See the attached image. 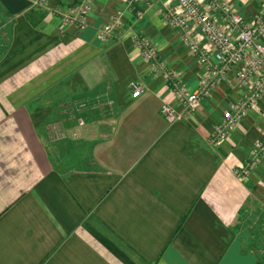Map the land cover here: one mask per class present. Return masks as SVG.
Listing matches in <instances>:
<instances>
[{
	"label": "crops",
	"instance_id": "obj_1",
	"mask_svg": "<svg viewBox=\"0 0 264 264\" xmlns=\"http://www.w3.org/2000/svg\"><path fill=\"white\" fill-rule=\"evenodd\" d=\"M223 1L249 24L264 8ZM79 3L0 0V264H264V156L236 175L264 140V95L210 141L248 93L243 65L169 124L166 71L192 92L207 73L169 25L178 0H95L83 29L65 21Z\"/></svg>",
	"mask_w": 264,
	"mask_h": 264
},
{
	"label": "built area",
	"instance_id": "obj_2",
	"mask_svg": "<svg viewBox=\"0 0 264 264\" xmlns=\"http://www.w3.org/2000/svg\"><path fill=\"white\" fill-rule=\"evenodd\" d=\"M94 1L80 0L76 14L66 17L65 21L83 29ZM45 2L34 0V5L41 7ZM178 3L181 12L168 15L169 25L181 34L189 52L206 67L207 73L198 89L192 92L176 79L174 73L166 71V82L181 109L164 104L161 108L164 120L176 124L197 112L217 83L238 65H243L239 73L240 83L250 86L240 102L229 105L222 121L215 127L210 141L218 146L235 131L264 95V8L255 22L249 24L223 0H178ZM114 24L106 28L107 33ZM135 44L147 62L167 69L160 52L148 38L136 36ZM130 88L134 99L143 94V86L138 82L131 83ZM263 156L264 140L257 143L251 159L236 170V175L241 179L248 178Z\"/></svg>",
	"mask_w": 264,
	"mask_h": 264
}]
</instances>
